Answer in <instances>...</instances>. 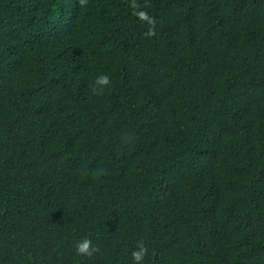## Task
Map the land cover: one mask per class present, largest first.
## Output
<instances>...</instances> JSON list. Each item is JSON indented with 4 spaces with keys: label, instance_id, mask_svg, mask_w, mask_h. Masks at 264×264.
Returning <instances> with one entry per match:
<instances>
[{
    "label": "trees",
    "instance_id": "1",
    "mask_svg": "<svg viewBox=\"0 0 264 264\" xmlns=\"http://www.w3.org/2000/svg\"><path fill=\"white\" fill-rule=\"evenodd\" d=\"M140 245L264 264V0H0V264Z\"/></svg>",
    "mask_w": 264,
    "mask_h": 264
},
{
    "label": "clouds",
    "instance_id": "2",
    "mask_svg": "<svg viewBox=\"0 0 264 264\" xmlns=\"http://www.w3.org/2000/svg\"><path fill=\"white\" fill-rule=\"evenodd\" d=\"M97 83H100V84H108L109 83V79H108V77L106 75H102V76H100L98 78ZM95 250L96 249L91 246V241L88 240L87 238L83 239L76 246V251L79 254H87V255H90L91 254V251H95ZM146 251L147 250L143 247V245H140L138 251H133L132 252V258H133L134 264H142L143 257L145 255Z\"/></svg>",
    "mask_w": 264,
    "mask_h": 264
}]
</instances>
